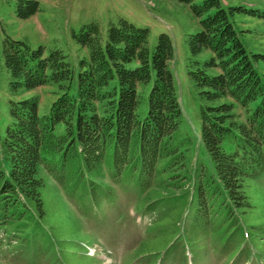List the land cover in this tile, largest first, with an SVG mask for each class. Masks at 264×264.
I'll use <instances>...</instances> for the list:
<instances>
[{"label":"trees","instance_id":"trees-1","mask_svg":"<svg viewBox=\"0 0 264 264\" xmlns=\"http://www.w3.org/2000/svg\"><path fill=\"white\" fill-rule=\"evenodd\" d=\"M42 1L17 0L15 17L29 19ZM173 1L188 5L198 21L197 30L186 35V75L211 167L192 177L187 241L198 232L210 233L213 217L224 214L226 232H242L243 241L264 260L262 200L256 190L264 177V74L256 65L264 64V54L248 53L234 26L235 15L264 19V12L224 8L219 0ZM149 35L148 28L122 18L105 28L96 21L82 25L70 33L77 68L60 49L46 51L26 37L4 35L0 61L7 122L0 137L5 163L0 228L5 235L13 232L12 240L31 239L32 248L36 240L56 242L65 264H88L86 251L69 243L74 227L51 180L71 192L84 190L92 207L100 209L104 192L91 178L103 172L114 185L130 175L145 189L158 175L171 179L186 171L191 142L180 137L182 111L170 68L173 43L161 33L150 48ZM48 85L59 94L41 114L34 92ZM167 235L149 241V252L167 247L173 234Z\"/></svg>","mask_w":264,"mask_h":264},{"label":"rangeland","instance_id":"rangeland-1","mask_svg":"<svg viewBox=\"0 0 264 264\" xmlns=\"http://www.w3.org/2000/svg\"><path fill=\"white\" fill-rule=\"evenodd\" d=\"M219 1L224 8L240 6L264 12L262 0ZM16 3L17 0H0V44L4 35L19 40L26 37L35 48L62 50L75 68L78 55L70 33L93 21L105 28L109 21L122 18L137 27L148 28L150 48L161 33L167 34L173 43L170 68L182 111L180 137L191 142L186 171L171 179L168 174L158 175L145 189L130 175H124L120 184L114 185L103 172L91 178L104 192L100 209L92 207L84 190L71 192L70 186L63 189L56 180L50 181L53 194L58 196L74 227L69 243L86 252V247L90 249L86 253L91 258L88 264H264L249 242L243 241L242 232H226L227 227L222 226L224 214L213 217L210 233L198 232L192 243L186 238L193 214L192 177L198 169L211 171L199 141L197 102L186 75V35L198 27L189 6L173 0H44L38 13L22 21L15 17ZM234 26L248 53L264 54V19L235 15ZM256 70L264 74V64L258 63ZM5 80L0 61V137L7 122ZM34 94L39 97L40 113L46 114L59 92L55 85H48ZM0 167L5 169L1 149ZM107 187L113 191V197L105 190ZM256 190L262 200L263 219L264 177L256 183ZM3 231L0 228V264H65L58 256L56 242L36 240V248H32L33 240L20 244V240H12L13 232L5 235ZM167 234H173L170 244L159 252H149L148 242ZM52 247L54 251L50 250Z\"/></svg>","mask_w":264,"mask_h":264}]
</instances>
